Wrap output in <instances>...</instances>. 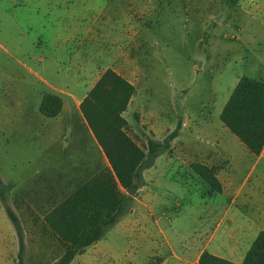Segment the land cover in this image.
Segmentation results:
<instances>
[{
  "label": "rangeland",
  "instance_id": "obj_1",
  "mask_svg": "<svg viewBox=\"0 0 264 264\" xmlns=\"http://www.w3.org/2000/svg\"><path fill=\"white\" fill-rule=\"evenodd\" d=\"M107 68L135 87L126 133L170 148L128 212L69 264H192L229 226L245 253L264 223V157L230 150L219 113L240 76L264 80V0H0V190L24 264H55L64 245L46 214L108 165L79 109ZM46 93L62 100L55 117L39 110ZM208 153L236 198L191 168ZM18 252L0 198V264H18Z\"/></svg>",
  "mask_w": 264,
  "mask_h": 264
},
{
  "label": "trees",
  "instance_id": "obj_2",
  "mask_svg": "<svg viewBox=\"0 0 264 264\" xmlns=\"http://www.w3.org/2000/svg\"><path fill=\"white\" fill-rule=\"evenodd\" d=\"M135 91L134 85L111 68H107L79 103L89 130L107 159L108 165L98 175L75 188L61 200L45 219L64 251L55 264H69L77 254L98 241L130 208V201L144 185L143 172L169 142L148 139L141 148L125 131L123 116ZM62 108L60 96L43 95L39 110L55 117ZM219 118L249 150L258 155L264 147V80L241 76L225 102ZM176 131L170 137L174 138ZM194 172L212 191L221 192V184L213 167L192 163ZM0 198L19 242L18 264H24L23 229L0 190ZM198 264H264V231H259L240 263L201 252Z\"/></svg>",
  "mask_w": 264,
  "mask_h": 264
},
{
  "label": "crops",
  "instance_id": "obj_3",
  "mask_svg": "<svg viewBox=\"0 0 264 264\" xmlns=\"http://www.w3.org/2000/svg\"><path fill=\"white\" fill-rule=\"evenodd\" d=\"M237 81H236V83H237ZM235 84H234V86H235ZM234 86H233V88H234ZM208 129H210V127H208V126H206L204 128V131H205L206 134H208L207 133ZM178 137H179V131H178V134H177V136H176V138L174 140H176ZM238 140L239 139L234 135V137H230L229 141L226 143L227 144L226 146H231V147H229V149L230 150H234L235 148L233 149V147L236 146V145H238L239 148H242V150L244 152V155L246 157L253 156V157L256 158L255 161H258L262 157H264V147L262 148L261 152L258 155H255L252 152H250V150L240 140L239 141ZM240 144H243V147L242 146L240 147ZM213 156L214 155H212L210 153L206 154L203 157L204 159H203V162L202 163L205 164V165H207L208 167H213L214 168V170H215V176H216V178L218 179V181L221 184V193L222 192L223 193H228V194H231L234 198H236L237 195L239 194V191H240L239 188L238 189H234L233 188L232 182H231V179H230V176H227V177L224 176V175L220 176L221 172H220V170H218L217 168H215L217 162L215 161V157H213ZM229 157L232 159V162H233L234 161L233 155L229 154ZM229 164H231V163H229ZM230 166H232V165H230ZM263 175H264V173H263ZM260 191L262 193L261 188L258 187V186H256V185H254L253 192L260 193ZM255 226H256V231H255L254 236L256 237V235L258 234L259 231H264V223L259 222ZM237 230L240 231L239 227L234 228L232 226H229V228L224 229L221 233H226L225 234L226 235V239L225 240H223V239L217 240L216 243H215V245L212 246L211 250H207V247H208L207 246L208 245L207 243H209V242H207L197 252L195 258L192 261V264H198V262H197L198 261V257L201 254V252L204 251V250H207V251H209L210 253H212L214 255H217V256H220V257H224L226 259H229L230 261H233V262H236V263H240L242 261L243 256H244L245 253L240 252V249H239V246H238V244L240 242V238L237 235V233H239V232H237Z\"/></svg>",
  "mask_w": 264,
  "mask_h": 264
}]
</instances>
